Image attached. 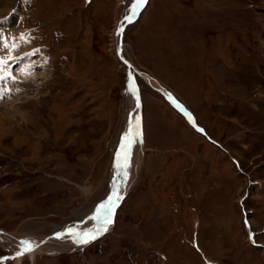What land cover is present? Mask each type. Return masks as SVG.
I'll use <instances>...</instances> for the list:
<instances>
[{
  "label": "rangeland",
  "instance_id": "1",
  "mask_svg": "<svg viewBox=\"0 0 264 264\" xmlns=\"http://www.w3.org/2000/svg\"><path fill=\"white\" fill-rule=\"evenodd\" d=\"M0 1V20L24 9L5 33L39 61L0 103V231L38 249L9 264H264V0H146L120 43L139 0ZM119 44L141 89L139 166L114 163L131 115ZM119 200L108 233L72 249Z\"/></svg>",
  "mask_w": 264,
  "mask_h": 264
},
{
  "label": "bare ground",
  "instance_id": "2",
  "mask_svg": "<svg viewBox=\"0 0 264 264\" xmlns=\"http://www.w3.org/2000/svg\"><path fill=\"white\" fill-rule=\"evenodd\" d=\"M145 1L146 0H139V2L135 5V7H133V9H132V11H131V14H130V17H129V19H128V17H127V21L129 20V22L130 21H132V20H134L135 19V17H136V14H137V12L139 11V9H140V7H141V5L142 4H144L145 3ZM1 2V1H0ZM8 7H9V4H8ZM122 50H123V45L122 44H120V48L118 49V53H120L119 54V57H118V59L121 57L122 58ZM117 55V54H116ZM120 58V59H121ZM119 59V60H120ZM124 61H126L124 58H122ZM127 64L130 66V67H132V64H131V62H127ZM33 63L32 62H28V63H26V64H24V68H21L20 69V71L17 73V75H16V81L14 80V83L13 84H15L16 82H18V83H22V84H27V85H24L25 87H29L30 86V83L34 80V77L32 76V71H31V68L33 67ZM131 69V68H130ZM131 73H132V69H131ZM133 74V73H132ZM139 74V76H141L142 78H144L146 81H147V84L148 85H150L151 87H153L155 90H158L163 96H165L166 97V99L170 102V103H172L173 105H175L176 107L175 108H177L178 110H179V112H181V114H183V116H185V115H188L187 116V118H188V120L190 121V120H192L191 119V117L189 116V114H188V112H186V109H184L183 107H185L184 105H183V103L182 102H180L178 99H176V97L174 98L171 94H169L168 93V91H166V89H164L163 87H161L154 79H151L150 77H147L146 75H142L141 73H138ZM133 76H134V74H133ZM130 79V85H129V89H130V91H129V93H128V96H127V100H126V102L128 103V106L130 107L129 108V110L131 111V115H129L130 116V126L128 127V130H126V134L124 135V138H123V140H124V146L121 148L122 149V156L119 158V160H121L123 163H125V164H127V163H131L132 162V158L134 159V161H136V162H138L136 165H138L139 166V164H140V159H141V150H142V148L143 147H141V145H140V141L141 140H143V137H142V135H143V127H142V125H143V122H142V113L140 114V112H141V110H139V102H140V105H142V103H141V99H140V91H141V89L138 87V91L136 92V95L137 94H139V102L137 103V97H134V94L132 93V90H133V88H134V86H133V81H132V79L131 78H127V84H128V80ZM134 79H135V77H134ZM12 84V85H13ZM135 84H136V82H135ZM137 85H138V83H137ZM136 85V86H137ZM140 92V93H139ZM166 100V101H167ZM167 101V102H168ZM179 103H178V102ZM13 103H11V104H9L10 106L12 105ZM132 104V105H131ZM8 105V106H9ZM173 107V106H172ZM174 108V107H173ZM174 108V109H175ZM186 108V107H185ZM141 109H142V107H141ZM175 111H177L176 109H175ZM178 112V111H177ZM128 132V133H127ZM124 148H125V151L126 152H124ZM120 153V152H119ZM116 161V160H115ZM120 162V161H119ZM128 168V167H127ZM137 170V169H136ZM127 172V171H126ZM129 173H130V171H129ZM128 176V175H127ZM132 179V175H130V176H128V179L127 180H131ZM127 183V186H129V181H127L126 182ZM115 186V185H114ZM122 187V186H121ZM127 192V191H126ZM125 192V193H126ZM117 193V192H116ZM124 193V194H125ZM123 194V195H124ZM120 200H121V198H120ZM120 200L119 201H117L116 202V204H115V206L116 205H118V203L120 202ZM110 210H112V208L110 209ZM110 213H111V211H110ZM109 213V214H110ZM109 219V218H108ZM107 220V219H106ZM109 223H107V224H109L108 226H109V228H110V226H111V224H110V219H109V221H108ZM103 226L105 227V226H107V224H106V222L105 221H103ZM109 228H107V230H109ZM97 229H95V230H93L92 232H90V234L88 235V238H84V239H89L90 237H92V235H93V233L96 231ZM106 230V231H107ZM87 235V234H86ZM86 237V236H85ZM3 243L5 244V245H8V246H10V248H12L11 247V245L15 248V247H17V251H19L20 250V247H23V245L24 246H28L26 243H22V242H17V240L15 239V238H11V239H9V238H7V237H4L3 236ZM9 240V241H8ZM10 243V244H9ZM73 243V242H72ZM85 243V241H81V242H76L75 243V247L74 248H72V249H77V247H80L82 244H84ZM73 247V246H72ZM13 249V248H12ZM40 249V248H39ZM14 250V249H13ZM37 251H38V249H36ZM34 248H32V249H27V251H25L24 252V254H27L26 255V257H28V259L30 260V261H33L34 260V258H35V254H36V251ZM42 250L43 251H62L61 249H54V248H42ZM48 254V253H50V252H43L42 254ZM58 253H60V252H51L50 254H58ZM18 255H19V257H21V253H17V256H16V258H18ZM20 259L16 262L17 264H20Z\"/></svg>",
  "mask_w": 264,
  "mask_h": 264
},
{
  "label": "crops",
  "instance_id": "3",
  "mask_svg": "<svg viewBox=\"0 0 264 264\" xmlns=\"http://www.w3.org/2000/svg\"><path fill=\"white\" fill-rule=\"evenodd\" d=\"M152 99H154V98H152ZM155 100V99H154ZM143 108H144V103H143ZM151 108V107H150ZM186 109H188L189 110V108H186ZM150 111H151V115H150V118L152 119V118H154V111L152 110V108L150 109ZM187 112V111H186ZM190 112L192 113V115H193V118H194V121H195V124H197L198 125V123H197V121H196V118H195V116H194V114H193V112L190 110ZM143 117H144V115H143ZM143 125H144V118H143ZM156 131V130H155ZM150 132H151V129H150ZM160 136H161V134H159ZM156 137H158V136H156ZM147 150H151L150 148H147Z\"/></svg>",
  "mask_w": 264,
  "mask_h": 264
},
{
  "label": "water",
  "instance_id": "4",
  "mask_svg": "<svg viewBox=\"0 0 264 264\" xmlns=\"http://www.w3.org/2000/svg\"><path fill=\"white\" fill-rule=\"evenodd\" d=\"M126 24H128V21H127V19L125 18L124 21H123V24H122V26H121V28H120V30H122ZM124 64H125V63H124ZM125 65H126V64H125ZM127 73L130 74V71L127 70Z\"/></svg>",
  "mask_w": 264,
  "mask_h": 264
}]
</instances>
